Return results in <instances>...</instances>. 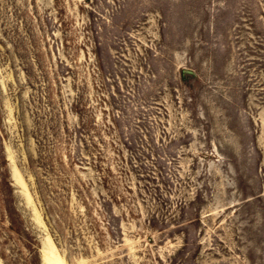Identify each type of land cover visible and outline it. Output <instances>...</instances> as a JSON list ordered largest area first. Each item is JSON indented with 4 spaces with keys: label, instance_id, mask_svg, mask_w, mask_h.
I'll return each instance as SVG.
<instances>
[{
    "label": "rangeland",
    "instance_id": "obj_1",
    "mask_svg": "<svg viewBox=\"0 0 264 264\" xmlns=\"http://www.w3.org/2000/svg\"><path fill=\"white\" fill-rule=\"evenodd\" d=\"M0 264H264V0H0Z\"/></svg>",
    "mask_w": 264,
    "mask_h": 264
}]
</instances>
